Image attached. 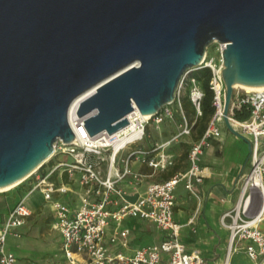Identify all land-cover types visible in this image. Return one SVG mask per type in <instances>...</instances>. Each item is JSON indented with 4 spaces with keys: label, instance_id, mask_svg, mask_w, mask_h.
Instances as JSON below:
<instances>
[{
    "label": "water",
    "instance_id": "95a60500",
    "mask_svg": "<svg viewBox=\"0 0 264 264\" xmlns=\"http://www.w3.org/2000/svg\"><path fill=\"white\" fill-rule=\"evenodd\" d=\"M215 41L226 127L246 140L229 121L230 84L264 86V0H0V189L77 141V97L97 87L77 116L91 136L114 134L135 107L173 102Z\"/></svg>",
    "mask_w": 264,
    "mask_h": 264
},
{
    "label": "built area",
    "instance_id": "2783aa9c",
    "mask_svg": "<svg viewBox=\"0 0 264 264\" xmlns=\"http://www.w3.org/2000/svg\"><path fill=\"white\" fill-rule=\"evenodd\" d=\"M214 43L219 61L209 60L206 52L203 64L182 79L175 100L162 106L155 115L147 117L135 107L127 116L129 124L126 127L114 134L103 132L96 136H91L85 126L87 117H76L73 130L77 141L65 144L60 140L55 144L52 157L24 182L30 183L28 193L0 224V264H23L8 249V240L21 237L19 228L26 225L33 214L26 199L34 191H40L44 205L53 210V226L61 235L60 252L65 259L62 264H208L200 252L188 250L182 242L183 226L175 220V206L176 190L181 184L192 196L199 198L196 189L207 176V168L201 164L202 157L214 139L223 136L222 127H226L227 89L222 75L226 44ZM202 68L212 71L210 88L214 92L215 112L201 138L191 145L188 169L162 182L148 184L144 194L130 200L119 183L129 177L135 186L144 183V176L135 171L132 164L138 161L154 171L173 167L175 156L167 151L168 148L190 136L198 118L202 117L205 91L202 83L192 76L195 70ZM186 95L195 111L194 121L188 119L183 107ZM237 112L247 113L248 117L241 120ZM177 116L182 119L179 132L166 141L153 142V132ZM228 117L233 128L251 144L252 151L250 170L239 180V201L222 217V223L231 232L224 264H232L233 257L240 251L254 264H264V230L261 228L264 223V90L234 89ZM60 155L70 156L71 161L59 160L42 173V169ZM56 171L66 173L69 179L79 183L82 194L78 204L66 198L70 193L66 185L50 180ZM254 189L259 190L262 198L257 211L252 210ZM134 218L154 223L163 233L162 241L138 248L131 254L115 251L114 246L129 247L132 231L124 222ZM111 227L114 230L110 234Z\"/></svg>",
    "mask_w": 264,
    "mask_h": 264
},
{
    "label": "crops",
    "instance_id": "0c3cea01",
    "mask_svg": "<svg viewBox=\"0 0 264 264\" xmlns=\"http://www.w3.org/2000/svg\"><path fill=\"white\" fill-rule=\"evenodd\" d=\"M222 129L223 136L220 139H214L212 146L206 150L202 157L201 164L207 168V176L196 189L199 198L192 196L182 184L176 190L175 220L183 226L181 240L188 250L200 252L208 264H224L225 262L231 232L222 223V217L231 211L239 201V180L250 170L248 141L238 137L225 126ZM155 132H153V142H163L173 136L160 139L159 131ZM195 141L188 140L187 142L191 145ZM179 143L180 141L171 144L167 150L175 156V165L177 154L173 148ZM59 160L71 161V157L68 155L55 157L49 165L42 169V173H46ZM175 165L165 171H154L136 161L132 164V168L144 176V183L135 186L129 177L122 180L119 185L127 192V197L130 200H135L145 193L148 184L162 182L177 172H181L174 169ZM119 167L123 169V165ZM188 167L189 162L183 171ZM166 171H172V173L170 175L162 174ZM50 180L66 185L70 190L66 197L68 201L72 204L79 203L82 191L77 181L69 179L68 175L62 171H56ZM29 185L30 183L20 184L19 187L11 190L10 194L0 195V224L28 193ZM33 196H38L39 202L34 201ZM261 201L259 190L254 189L253 211L260 208ZM26 203L32 209L33 214L28 218L26 225L19 228L21 237L9 238L8 249L13 251L23 264H62L65 259L60 252L61 235L53 226L55 220L53 210L49 205H44L43 194L40 191H34L28 195ZM124 225L131 228L132 231L129 247L114 246L115 251L131 254L138 248L158 243L163 239V233L149 221L137 218L127 219ZM261 228L264 230V223ZM113 230L111 227L109 233L111 234ZM232 264L254 263L243 251H240L233 257Z\"/></svg>",
    "mask_w": 264,
    "mask_h": 264
},
{
    "label": "rangeland",
    "instance_id": "374dc122",
    "mask_svg": "<svg viewBox=\"0 0 264 264\" xmlns=\"http://www.w3.org/2000/svg\"><path fill=\"white\" fill-rule=\"evenodd\" d=\"M217 46L215 45V43H213L212 45H210L207 49L208 52V59H212L215 58V60L218 62L220 59V55L217 52ZM184 92V90H183ZM195 115L192 116L193 121L195 120ZM188 119L190 120V118L188 117ZM182 123V119L181 116H177V118L169 123L164 124L161 129L158 132V137L160 139H167L170 136L176 134L177 132H179L180 130V125ZM157 133V131L155 132ZM160 134V135H159ZM197 135H198V129H192V133L189 137H186L180 140V143L178 145H175V147L173 148L177 154V163L175 165L176 170L178 171H183L187 166H188V150L191 148V145H189V143L187 142L189 141H193L197 139ZM188 138V139H187ZM248 143V142H247ZM180 145V146H179ZM190 146V147H189ZM249 151V150H248ZM249 152H248V156H249ZM170 175L172 173V171L170 172H163L162 174L164 175ZM10 194L9 192L7 193H0V195H7ZM33 200L34 201H38L39 202V197L38 196H33Z\"/></svg>",
    "mask_w": 264,
    "mask_h": 264
},
{
    "label": "trees",
    "instance_id": "16d2710c",
    "mask_svg": "<svg viewBox=\"0 0 264 264\" xmlns=\"http://www.w3.org/2000/svg\"><path fill=\"white\" fill-rule=\"evenodd\" d=\"M192 76L197 78L202 83V86L205 91V98L203 101V115L202 117L198 118L196 124L193 127V129H198V135L196 139L197 141L203 135L204 131L207 128L208 122L210 121L211 117L215 112V108L213 107L214 92L210 88V81L212 78V71L210 68H202L195 70L192 73ZM183 107L186 116L190 118V121H193L192 116L195 115V111L187 95L183 98ZM236 116L239 119L244 120L248 117V114L237 112Z\"/></svg>",
    "mask_w": 264,
    "mask_h": 264
},
{
    "label": "bare ground",
    "instance_id": "6f19581e",
    "mask_svg": "<svg viewBox=\"0 0 264 264\" xmlns=\"http://www.w3.org/2000/svg\"><path fill=\"white\" fill-rule=\"evenodd\" d=\"M230 87H232L233 89H236V90L244 89L247 92H255V91H263L264 90V86H242V85L235 84V83H231ZM96 90H97V87H94V88L88 90L84 94H82L79 97H77L73 101V103L71 104L70 110H69V122H70L72 128H75L74 121H75V119L77 117V110H78L81 102L84 99H86L87 97H89L90 95H92L93 93H95ZM146 116L149 117V115H146ZM54 153H55V150H54L53 154ZM48 159H50V158H48ZM32 173L28 174L27 176H25L23 179L19 180L18 182L14 183V184H12L10 186H7V187H4V188L0 189V193H7V192H10L11 190L15 189V187H17L18 185L24 183L30 177V175Z\"/></svg>",
    "mask_w": 264,
    "mask_h": 264
}]
</instances>
